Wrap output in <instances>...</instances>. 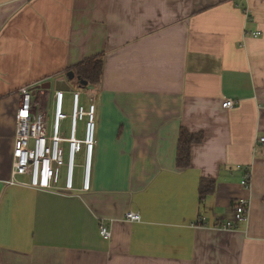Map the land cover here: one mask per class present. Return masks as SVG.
I'll return each mask as SVG.
<instances>
[{
    "label": "crops",
    "instance_id": "crops-1",
    "mask_svg": "<svg viewBox=\"0 0 264 264\" xmlns=\"http://www.w3.org/2000/svg\"><path fill=\"white\" fill-rule=\"evenodd\" d=\"M99 54L90 191L8 186L18 90L66 94ZM180 128L203 137L186 170ZM262 137L264 0H0V264H264Z\"/></svg>",
    "mask_w": 264,
    "mask_h": 264
},
{
    "label": "built area",
    "instance_id": "built-area-1",
    "mask_svg": "<svg viewBox=\"0 0 264 264\" xmlns=\"http://www.w3.org/2000/svg\"><path fill=\"white\" fill-rule=\"evenodd\" d=\"M253 33L252 37H257ZM43 90L34 87H22L18 90V106L14 115L13 149L11 156V171L6 184L8 186H24L35 190H45L64 196L75 192H88L91 187L93 154L96 145V94L85 90L87 104L81 105V93L72 92V113L70 116V133L67 139L61 137V123L67 116L63 113L65 93L56 91L52 99V109L48 110ZM47 99V98H46ZM48 100V99H47ZM222 107H234L232 100H226ZM51 119V123L49 120ZM84 123L83 134L78 138L77 125ZM264 143V137L258 140ZM67 146V159L64 161V147ZM83 151V162L76 164L77 157ZM81 167V188H75V170ZM64 173L62 174V169ZM24 177L26 180H21ZM249 174L245 176L242 185L248 187ZM248 204L246 200L235 202L233 218L227 220L218 229L231 230L235 223H244L247 219ZM125 219L129 222H139L140 216L128 212ZM99 235L109 240L110 231L103 225L99 226Z\"/></svg>",
    "mask_w": 264,
    "mask_h": 264
},
{
    "label": "trees",
    "instance_id": "trees-1",
    "mask_svg": "<svg viewBox=\"0 0 264 264\" xmlns=\"http://www.w3.org/2000/svg\"><path fill=\"white\" fill-rule=\"evenodd\" d=\"M103 55L99 54L91 58L84 59L83 61L71 66L66 70V73L73 75L72 82H75L78 87L80 82H86L87 86L82 87L84 90H91L98 86L101 82L103 74ZM201 135H192L186 129L180 128L178 132L175 165L178 170H186L191 164V148L195 144L202 141ZM216 189V182L213 180L202 179L198 189L199 201L205 197L212 195ZM235 202H233L232 207Z\"/></svg>",
    "mask_w": 264,
    "mask_h": 264
},
{
    "label": "rangeland",
    "instance_id": "rangeland-1",
    "mask_svg": "<svg viewBox=\"0 0 264 264\" xmlns=\"http://www.w3.org/2000/svg\"><path fill=\"white\" fill-rule=\"evenodd\" d=\"M55 90V88H53V90H50V93H53ZM75 91H79L81 93V105L82 106H86L87 101H86V96H85V89L83 90L82 88L78 87V85L75 82H70V86H69V91L66 92L65 94V98H64V103H63V113L67 116L66 120H64L61 123V137L67 139L69 137V133H70V116L72 113V92ZM39 99H41V101L45 102V105L47 107L48 110L52 109V97L51 95L48 97V100L45 97H40ZM49 122L51 123V119L49 120ZM83 128H84V123L83 122H79L77 125V130H78V138L82 137L83 134ZM67 146L65 145L64 147V161H66L67 159ZM83 162V151L81 152V154L77 157L76 159V164L77 165H81ZM81 168V167H80ZM64 173V168L62 169V174ZM79 173L81 172V169L76 168L75 170V183H77L79 181ZM22 180H26L24 177L20 178ZM233 218V213L230 219Z\"/></svg>",
    "mask_w": 264,
    "mask_h": 264
},
{
    "label": "water",
    "instance_id": "water-1",
    "mask_svg": "<svg viewBox=\"0 0 264 264\" xmlns=\"http://www.w3.org/2000/svg\"><path fill=\"white\" fill-rule=\"evenodd\" d=\"M68 77L69 80H72L73 79V75L71 73H67L66 75ZM80 88H84L87 86V83L86 82H80ZM35 90H49L50 89V83H46V84H42V85H39V86H36L34 87Z\"/></svg>",
    "mask_w": 264,
    "mask_h": 264
}]
</instances>
